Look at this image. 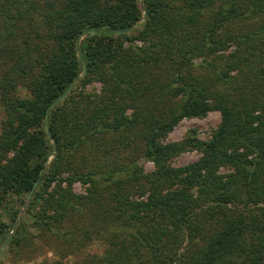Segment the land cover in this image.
Listing matches in <instances>:
<instances>
[{
  "label": "trees",
  "instance_id": "1",
  "mask_svg": "<svg viewBox=\"0 0 264 264\" xmlns=\"http://www.w3.org/2000/svg\"><path fill=\"white\" fill-rule=\"evenodd\" d=\"M2 53L0 204L10 191L39 199L38 232L17 222L8 249L34 253L37 236L54 234L61 256L75 253L110 218L124 238L81 264H264V0H0ZM93 80L99 93L84 90ZM212 107L211 137L163 140ZM122 131L132 134L115 141L127 150L117 165L68 177L88 181L87 195L49 189L66 149ZM188 147L196 160L169 162ZM103 181L113 185L104 207Z\"/></svg>",
  "mask_w": 264,
  "mask_h": 264
},
{
  "label": "rangeland",
  "instance_id": "2",
  "mask_svg": "<svg viewBox=\"0 0 264 264\" xmlns=\"http://www.w3.org/2000/svg\"><path fill=\"white\" fill-rule=\"evenodd\" d=\"M141 6H143L141 4ZM140 19L136 24L135 28L141 27ZM261 19L256 20V24H258ZM136 45H142L144 41H148L142 38H136L133 40ZM147 42H145L146 45ZM128 42L125 43L127 45ZM4 54L0 56V59L3 60L5 57H2ZM201 59L194 58L190 65V68L193 70H197L201 66ZM204 64V63H203ZM202 69V68H201ZM199 72V71H198ZM83 73L80 72L78 77L81 76ZM212 73V72H211ZM198 74V73H197ZM78 79V78H76ZM209 80L216 79L214 73L207 78ZM218 84H221L217 80ZM76 81H73V85ZM102 82L98 80H93L84 86V90L88 92L99 93L101 90ZM221 87V86H220ZM216 85L212 87L211 97L210 99L216 94ZM22 90V89H21ZM24 90V89H23ZM21 91L24 93V91ZM25 94V93H24ZM213 95V96H212ZM2 111H0L1 117ZM221 119V112L218 108L212 107L210 108L205 114L203 115H190L184 116L180 118L172 127V129L166 134L164 137V141H174V140H182L190 133L195 134L199 139H208L211 137L214 129L217 127ZM132 133H126L122 131L121 133L116 134H109L107 135L110 139L114 140H104V139H97V140H86L78 145L70 146L69 149L65 150V156L61 160L62 170L56 172L55 175L50 179V186L49 189H54L58 187V185H62L66 187L67 185L70 187L71 192L76 195L84 196L88 193V186L89 182H82L78 178L72 180L70 183L68 181V177H70L74 171V169H81L86 167L87 165H94V167H102L103 169L107 170L108 168L117 165L116 160H110L112 155L113 157H119V161L121 157L125 156L127 153L126 147L119 146L115 141H118V137L122 139H127ZM100 135L97 134V136ZM100 143V144H99ZM136 144L141 143V139H137ZM99 144V145H98ZM120 151V152H118ZM101 152H105L106 157L101 156ZM55 154V147H52L50 153L48 154L47 160L45 165L51 164V161ZM200 156V151L196 148L188 147L185 150L181 151L180 153L174 155L169 162L172 165H181L191 161L196 160ZM140 163L143 165V171L149 172L153 169V163L149 160H140ZM48 165V167H49ZM232 168L228 166H221L219 168V172L226 173L231 171ZM112 186L108 184V182H101L98 186L97 196L99 200L103 203L102 207L108 204V196L112 191ZM32 190L21 193H15L10 191L7 195L5 200L0 204V264H36L37 262L41 261L44 258H56L62 257V262L64 264H81L83 260L86 258L87 255L92 254H103L104 251L107 250L108 245L115 242L113 247H117V240L124 238L125 235H122V232H118L114 234L111 232L110 226V218L104 222V219H101L102 227L98 234H95L85 244L78 252L66 254L65 256H61V250L58 247L54 248L55 242V235L54 234H45L42 238L37 236V240L35 245H39L38 249L34 253L22 251L20 248H16L14 250L8 249L7 241L9 235L13 232L14 226L19 221H27L30 224L29 228L33 233H37L38 229L33 227V212L34 210L39 209V199L35 200L34 204H30ZM145 197V196H144ZM230 206H234L233 204H229ZM85 210V209H84ZM114 213L115 210H114ZM103 217V216H99ZM86 219L82 220L80 224H84ZM104 222V223H103ZM68 223V222H67ZM57 228L60 227L64 229V225L62 222L56 223ZM62 225V227H61ZM70 226H74L72 223H68ZM56 231V230H55ZM127 236V235H126ZM185 243V242H184ZM183 245V244H182ZM29 255V256H28Z\"/></svg>",
  "mask_w": 264,
  "mask_h": 264
}]
</instances>
